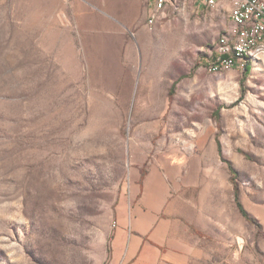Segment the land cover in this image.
I'll list each match as a JSON object with an SVG mask.
<instances>
[{
    "label": "rangeland",
    "instance_id": "rangeland-1",
    "mask_svg": "<svg viewBox=\"0 0 264 264\" xmlns=\"http://www.w3.org/2000/svg\"><path fill=\"white\" fill-rule=\"evenodd\" d=\"M66 6L0 0V264H112L117 206L154 170L187 212L177 264H264V53L205 70L227 3L141 42L79 40Z\"/></svg>",
    "mask_w": 264,
    "mask_h": 264
},
{
    "label": "crops",
    "instance_id": "crops-1",
    "mask_svg": "<svg viewBox=\"0 0 264 264\" xmlns=\"http://www.w3.org/2000/svg\"><path fill=\"white\" fill-rule=\"evenodd\" d=\"M65 1L66 21L83 41L109 38L124 41L130 35L141 42L149 36L148 28L164 23L176 9L191 8L197 14L201 11L199 0H169L162 8L157 6V0ZM222 3H227L231 17L235 2L218 1L209 7H219ZM152 18L154 23L150 26L148 20ZM233 27L234 23L229 30ZM184 182L185 188L191 184ZM142 183L141 193L131 191L117 206L112 264H177V258L185 255L184 245H179L178 240L184 239L181 236L186 232L183 216L187 214L177 206V194L182 197L178 181L154 170L144 176Z\"/></svg>",
    "mask_w": 264,
    "mask_h": 264
},
{
    "label": "built area",
    "instance_id": "built-area-1",
    "mask_svg": "<svg viewBox=\"0 0 264 264\" xmlns=\"http://www.w3.org/2000/svg\"><path fill=\"white\" fill-rule=\"evenodd\" d=\"M216 0H199L204 6L212 5ZM236 11V18L240 25V33L235 37H228L227 43L223 47L211 49L213 66H206V71H211L214 66H223V72L236 69L237 66H244L242 50L253 51V41H260L264 25V8L260 7V0H253V8L233 9ZM152 26V20H148ZM245 24H252V32H245ZM234 39H241V46H234Z\"/></svg>",
    "mask_w": 264,
    "mask_h": 264
},
{
    "label": "bare ground",
    "instance_id": "bare-ground-1",
    "mask_svg": "<svg viewBox=\"0 0 264 264\" xmlns=\"http://www.w3.org/2000/svg\"><path fill=\"white\" fill-rule=\"evenodd\" d=\"M169 0H157V6L162 8ZM218 1H232L235 2V6L233 9H243L245 8H253V0H216L212 5L217 3ZM211 6V5H210ZM260 7L264 8V0H260ZM232 9L231 12V19L234 23V27L223 34L220 40L212 47V49H216V47H223L227 43L228 37H235L238 36L240 33V25L236 18V11ZM153 21V18L150 19ZM245 32H252V24H245ZM263 32H264V25H263ZM234 46H241V39H234ZM264 53V33L260 36V41H253V51L249 50H242V59L245 61L246 68L249 65L250 58L256 54ZM211 54V52H210ZM206 66H213V58L208 56ZM238 69L244 70V66H237ZM223 71V66H214L212 67L209 73H221Z\"/></svg>",
    "mask_w": 264,
    "mask_h": 264
},
{
    "label": "trees",
    "instance_id": "trees-1",
    "mask_svg": "<svg viewBox=\"0 0 264 264\" xmlns=\"http://www.w3.org/2000/svg\"><path fill=\"white\" fill-rule=\"evenodd\" d=\"M249 69V68H248ZM241 206V205H240ZM242 212H244V214H246V211L241 207Z\"/></svg>",
    "mask_w": 264,
    "mask_h": 264
}]
</instances>
